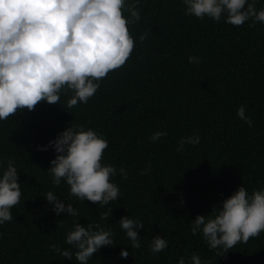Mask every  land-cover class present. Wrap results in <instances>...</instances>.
<instances>
[{"label": "trees", "instance_id": "obj_1", "mask_svg": "<svg viewBox=\"0 0 264 264\" xmlns=\"http://www.w3.org/2000/svg\"><path fill=\"white\" fill-rule=\"evenodd\" d=\"M255 7L264 8V0H255ZM136 8L140 19L128 25L135 40L131 56L102 79L86 104L67 108L72 93H61L57 104L41 101L0 120V172L12 161L22 193L13 220L0 225V264H77L74 255L69 260L49 247L74 253L64 241L76 222L114 234V244L88 264H177L181 256L187 264L192 253L204 264H264V231L227 251L209 249L190 231L198 214L221 207L238 187H264V24L250 19L233 26L223 15L220 21L198 19L185 14L182 0H138ZM190 56L201 62L189 63ZM241 105L251 127L236 115ZM76 125L109 142L103 161L117 168L112 180L121 195L107 205L77 199L63 180L53 185L48 169L57 153L38 150ZM157 130L168 134L153 143L148 137ZM194 132L200 143L177 151L179 139ZM49 191L78 215H57L46 200ZM125 216L144 224L140 248L131 247L119 226ZM157 235L168 247L153 255L149 245Z\"/></svg>", "mask_w": 264, "mask_h": 264}, {"label": "clouds", "instance_id": "obj_2", "mask_svg": "<svg viewBox=\"0 0 264 264\" xmlns=\"http://www.w3.org/2000/svg\"><path fill=\"white\" fill-rule=\"evenodd\" d=\"M138 0H0V120L7 119L18 110H33L38 102L57 104L61 93L71 92L67 108L78 103L86 104L100 88V83L110 71L125 65L135 46L128 25L140 19L136 8ZM185 14L198 19L205 17L240 26L252 20L264 24V8L257 10L255 0H182ZM127 12L129 15L125 16ZM147 33L139 36L143 42ZM189 63H200V58L190 56ZM244 105L237 108L239 119L252 126ZM167 131L157 130L148 139L156 143ZM108 140L83 125L67 127L48 145L38 146L46 151L52 147L57 153L48 169L53 185L63 180L69 186L70 195L88 200L100 206L115 201L121 195L112 178L117 168L103 161ZM200 143V136L193 133L181 137L177 151L186 144ZM3 164V160H0ZM148 165L145 171H150ZM123 179L128 173L121 167ZM143 174V173H141ZM18 172L12 161L0 172V225L13 220L11 209L21 198ZM46 200L59 215L77 216L73 204L67 206L52 191ZM103 213L101 218L108 216ZM120 228L130 240L132 248H140L138 230L144 227L139 219L121 217ZM193 236L200 234L209 249L225 251L237 243H246L250 237L264 231V187L251 192L245 186L238 187L221 207H213L208 215H197L191 222ZM111 228L98 225L83 226L76 222L66 233L65 244L76 251L50 244L52 251L77 264H88L100 248L114 244ZM168 247V240L155 236L149 245L153 255ZM122 258L128 251L122 249ZM177 264H186L181 256ZM187 264H204L200 256L192 253Z\"/></svg>", "mask_w": 264, "mask_h": 264}]
</instances>
